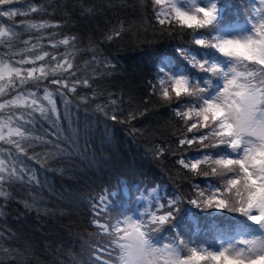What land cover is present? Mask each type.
Here are the masks:
<instances>
[{
    "label": "trees",
    "instance_id": "16d2710c",
    "mask_svg": "<svg viewBox=\"0 0 264 264\" xmlns=\"http://www.w3.org/2000/svg\"><path fill=\"white\" fill-rule=\"evenodd\" d=\"M235 1L215 0L217 6H222L217 7L215 24L195 35L177 29L174 23L159 25L152 0H31L38 6L43 5L45 12L29 17L18 16L14 22L0 18L5 26L17 29L24 20H49L64 25L58 30L60 36L57 39L74 36V47L60 46L49 50L58 53L71 50L74 70L78 71L77 77L72 79H88L90 85L85 87L81 83L74 94L64 90L71 101L68 107L74 126L79 116L80 152L73 153L70 158L58 156L53 159L50 145L33 141L34 147L28 152L30 155L39 154L38 159L44 166L27 157L22 159L30 169H35L39 186L15 184L8 188L13 198L7 201L0 198L4 213L0 216V232L4 234L0 237V244L14 250L12 254L0 250V264H89L94 251L102 260L115 261L116 251L110 238L100 234L90 223L95 211L101 209V215L96 218L110 223L125 212L135 215L138 210H142V214L148 209L163 215L171 211L170 226L153 225L152 228L159 231L148 235L149 240L159 246L172 242L168 239L170 232H166L167 229H175L176 240H180L181 230L185 231L189 226L186 233L198 235L203 224L201 226H205L206 231L201 232V236L206 239L187 241L186 244L197 249L203 244L208 250L219 249V240L228 235L261 231L246 217L236 219L229 216L223 221L215 214H200L204 212L202 209L197 212L189 210L196 208L191 200L199 202V190L208 189L207 185L211 186L216 180L209 176H194L178 161H196L204 155L213 158L227 155L229 148L222 145L216 149L199 150L198 145L180 146L178 140L183 138L185 129L174 115L180 105L165 103L158 98V79L164 72L174 76L182 71L180 75L198 81L207 90L205 99L219 91L221 79L207 72H198L181 51L209 64L216 63L227 71L231 61L220 56L214 48H200L192 41L214 36L224 38L226 28L236 25L251 29L249 0ZM13 6L23 7L24 0H17ZM88 7L93 9L90 14L84 11ZM119 29H122L121 35L107 39ZM24 38H28V34ZM94 56L99 64L93 60ZM105 63L114 67H105ZM26 87L32 88L33 85L30 83ZM55 88L50 86V90L55 91ZM39 94H43L42 88ZM54 98L60 107L61 98L59 95ZM112 99L117 101L116 105L110 103ZM182 100L185 104L192 102ZM97 105L107 106L105 110L109 113L115 109V114L127 122L106 120L96 111ZM129 112L136 114L135 119L128 121ZM36 120L34 134L50 138L46 134L47 122L39 114H36ZM64 126L67 128V124ZM161 148L164 155L158 157ZM150 190L155 194L151 201L154 207L144 196L136 199L133 208L127 206L125 197L129 193L145 192L147 195ZM33 199L37 207L32 209H26L21 202L27 200L31 204ZM166 199L176 203L172 209L164 211L168 203ZM159 204L164 208L158 209ZM180 208L185 210L183 225L176 222L174 216ZM96 264H102V261Z\"/></svg>",
    "mask_w": 264,
    "mask_h": 264
},
{
    "label": "clouds",
    "instance_id": "9594fccd",
    "mask_svg": "<svg viewBox=\"0 0 264 264\" xmlns=\"http://www.w3.org/2000/svg\"><path fill=\"white\" fill-rule=\"evenodd\" d=\"M184 3L182 8L177 0H162L154 6L177 29L192 35L215 24L216 3L207 6H201L200 0H184ZM192 42L200 48H214L235 69L225 78L220 65L183 55L198 72L221 79L222 88L210 99H205L207 90L188 76L164 72L158 79V98L162 102L171 104L182 98L192 101L178 110L177 118L185 129L183 138L187 141L190 128L193 134L205 133L203 142H197L199 150L228 145L233 154L215 158L204 155L188 161V170L194 176H209L219 182L215 190L200 189L199 203L192 205L202 210L236 213L247 219L253 216L251 222L264 228V92L252 83L254 75L244 70L245 65H264V25L252 35L204 37ZM120 220L122 230L114 233L118 264H264V241L258 239L240 237L221 247L219 252L201 247L190 253L188 259H181L170 243L154 246L141 229L140 221L131 215ZM154 222L164 226L168 219L157 217Z\"/></svg>",
    "mask_w": 264,
    "mask_h": 264
},
{
    "label": "snow or ice",
    "instance_id": "6c2138e0",
    "mask_svg": "<svg viewBox=\"0 0 264 264\" xmlns=\"http://www.w3.org/2000/svg\"><path fill=\"white\" fill-rule=\"evenodd\" d=\"M143 2V0H141ZM17 0H0V18H6L9 21H15L16 17H29L32 14H42L45 12L43 5H36L31 0H24L23 7H14ZM153 4H161L162 0H152ZM251 6L249 25L251 34L255 30L264 25V0H249ZM84 11L88 14L92 13L91 7L85 8ZM156 19L159 25L166 23L171 25L172 20L164 18L163 14L156 12ZM64 25L54 23L49 20H24L21 26L17 29L14 26H5L4 21L0 20V198L7 201L12 197L11 192L8 190L10 186L15 184L26 185L31 187L33 185L39 186L40 181L37 178L35 169L30 167L24 162L23 157L28 160L41 163L38 159L39 154L30 155L28 150L34 147L33 141L42 142L51 146L50 155L53 159L59 157L70 158L73 153H79L80 142V129H79V116L77 115V124L73 125L72 113L68 107L71 101L68 99L65 89L69 93H76L77 86L81 83L85 87H89V80L79 79L73 80L77 77L78 71L74 70V63L72 60L71 50L65 53H58L50 51L49 49H58L60 46L74 47V36H64V38L57 39L60 36L58 31ZM51 29L48 32L46 30ZM122 29L114 30L112 35L107 39H113V36L121 35ZM28 34V38L22 37ZM38 34V35H35ZM47 41V43H44ZM181 55H186L181 51ZM93 60L99 64V60L94 56ZM105 67H114L110 63H105ZM211 65L205 64V67ZM244 70L254 75L252 81L257 86V90L264 92V65H245ZM235 69L230 65L227 71L223 72L226 78ZM67 73L65 77L63 74ZM32 84V88L26 86ZM208 84V82H205ZM56 86L55 91L50 90V86ZM42 88L43 94L40 95ZM155 91V89H153ZM59 95L62 100V105L58 107L57 101L54 98ZM8 97V98H6ZM46 102V103H45ZM87 103V100L83 101ZM182 99H177L176 103L180 105L177 111H174L175 117L178 116V110L185 105ZM112 105H116L117 101L112 99ZM107 106L101 107L97 105L96 111L99 112L106 120L126 123V120L120 119L114 109L112 113L106 111ZM19 110V111H18ZM36 114L48 124L46 130L47 137L34 134L36 127ZM143 114V113H140ZM135 113L129 112L128 121L135 119ZM67 124V128H65ZM191 133V129H187ZM205 133L193 136H188L187 141L184 138L178 140L180 146H193L197 142H203L202 137ZM3 145L9 146L8 148ZM228 147V145H225ZM14 150V151H13ZM204 150V149H203ZM164 149L161 148L157 152V156H163ZM178 163L184 168L189 169V163L185 159H180ZM31 194V193H29ZM199 195V192H198ZM179 197H177V200ZM26 209L37 207L35 199L30 204L27 200L21 201ZM176 201H168L169 206H172ZM192 204H198L196 199L191 200ZM95 210V205H93ZM164 205L159 204L158 209H163ZM39 210V209H38ZM103 209L95 211V215L90 223L99 230L100 234L106 235L110 238V242L114 245L116 251L115 261L102 260L101 256L96 255L95 251L89 258V264H96L97 261H102V264H118L119 254L116 247V239L114 233L122 230V221L117 218L114 223L102 222L96 217L101 215ZM2 207H0V216H3ZM144 219L140 221L141 229L149 235L153 231L152 226L156 225L154 222L157 217H166L168 220L172 216L169 211L163 215H157L155 211L146 209L141 214ZM150 216V219H146ZM253 216H249L248 220L251 221ZM259 226V225H258ZM262 234L259 236H252L253 240L264 241V228H261ZM3 232H0V237H3ZM15 237V233L12 234ZM172 244L180 253L181 259H188L190 253L198 251L197 248L189 247L184 241L177 239ZM0 250L5 253L12 254L14 250L4 247L0 244ZM219 252V251H218Z\"/></svg>",
    "mask_w": 264,
    "mask_h": 264
},
{
    "label": "rangeland",
    "instance_id": "374dc122",
    "mask_svg": "<svg viewBox=\"0 0 264 264\" xmlns=\"http://www.w3.org/2000/svg\"><path fill=\"white\" fill-rule=\"evenodd\" d=\"M233 2H237V1L233 0ZM177 3H178V6L179 7H182V8L185 7L184 0H177ZM209 3H216V2H215V0H200L201 6H207V4H209ZM217 4H218V2H217ZM217 7H220L221 8L222 6L219 4ZM248 34H251V29H249L246 26H238V25H236V26H232V27H227L226 28V30L224 31V38L241 37V36L248 35ZM180 74H182V71L176 72L174 74V76H181ZM219 156H229V157H231V156H233V154L231 153V151L229 149L227 155H219ZM214 180H216V179H214ZM209 185L210 184L207 185V188L210 189V191H212V190H215L216 188L219 187V182L216 180V182H214L211 186H209ZM141 194H142V192H140L139 194L129 193V195L125 197V201L127 202V206L129 208H133L136 205V203H137L136 202V199H139V198H141V196H144L146 198V200L150 203L149 205L154 207L155 204H151V201L154 199V196H155L154 192L152 190H150L147 195H146L145 192L142 195ZM166 201L168 202V201H170V199H166ZM156 205H158V204H156ZM166 206H167V208L164 209V211L165 210L167 211L168 209H172L171 206H169L168 203L166 204ZM121 208H123V207H121ZM189 210L191 212L201 211L200 208H193V207H191ZM153 211L156 212V210H153ZM184 211L185 210H183V209L180 208V210L178 212H176L175 215H174L175 216V221L182 223V225H183L182 217H183ZM199 213L200 214L201 213H204V216H208V215H211V214H215L218 219L223 220V221H227L228 218H230L229 216H233V218H236V219H239V218L242 219L243 218V216H241L239 214L229 213L227 211H219V210H216V209L204 210V212H199ZM123 214H124V215H122L123 217L131 215V213H129V212H127V213L125 212ZM157 215H159V214L157 213ZM133 218L136 219V220H138L139 219V216H135ZM115 220H116V218H114L111 223H114ZM171 223H172V221H168V223L165 225V227L168 228ZM201 225H203V224H201ZM201 225L199 227V233H198V235L197 234H193V233H186V232H189V226L187 227V229L185 231H182L181 230L179 233H182L183 235L182 236L181 235L179 236L180 237V240H182V241H184L186 243L187 241L196 242V241H199L201 238L206 239V236L205 237H202L201 236V232L206 231L205 226H201ZM208 231L209 230H207V232ZM166 232H170V234L168 235V239L169 240H171L172 242L173 241H176V235L177 234L175 235V229L174 230L167 229ZM241 237H243V236H241ZM172 242H170V243H172ZM232 242H233V240H225V241H222L221 247L226 246L227 244L232 243ZM164 244H162L160 246H163ZM154 246H159V245H154ZM203 246H204L203 244H200L199 245L200 248L203 247ZM207 247L210 248V246H207ZM211 251L218 252L220 250L219 249H211Z\"/></svg>",
    "mask_w": 264,
    "mask_h": 264
}]
</instances>
